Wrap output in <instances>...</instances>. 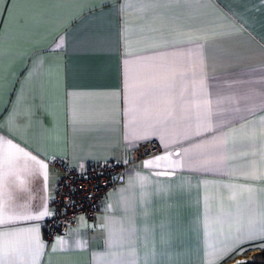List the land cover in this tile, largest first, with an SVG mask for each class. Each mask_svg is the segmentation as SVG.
<instances>
[{
	"label": "crops",
	"instance_id": "1",
	"mask_svg": "<svg viewBox=\"0 0 264 264\" xmlns=\"http://www.w3.org/2000/svg\"><path fill=\"white\" fill-rule=\"evenodd\" d=\"M0 125L36 157L0 142V231L22 233L0 236L3 264H206L264 221V0H0ZM152 142L94 219L45 238L53 158L121 160ZM165 153L173 175L143 167ZM262 244L216 264H261Z\"/></svg>",
	"mask_w": 264,
	"mask_h": 264
},
{
	"label": "built area",
	"instance_id": "2",
	"mask_svg": "<svg viewBox=\"0 0 264 264\" xmlns=\"http://www.w3.org/2000/svg\"><path fill=\"white\" fill-rule=\"evenodd\" d=\"M161 150L158 142L143 145L121 160L72 164L67 158L55 157L51 164L59 175L51 200L53 212L44 221L48 241L65 234L80 215L94 219L103 209L111 188L122 178L125 169Z\"/></svg>",
	"mask_w": 264,
	"mask_h": 264
},
{
	"label": "snow or ice",
	"instance_id": "3",
	"mask_svg": "<svg viewBox=\"0 0 264 264\" xmlns=\"http://www.w3.org/2000/svg\"><path fill=\"white\" fill-rule=\"evenodd\" d=\"M12 0H8V3H11ZM127 2V0H126ZM137 2L143 4L144 0H137ZM152 2H155V0H152ZM0 127H3L2 125H0ZM0 142H3V144L7 145L8 149L10 150H14L16 153L27 157L31 160H36L35 156H31L28 152L24 151L23 148H19L16 144H13L11 140H5L3 137H0ZM165 148L167 147V145H164ZM171 155L170 153H165V154H161L159 156L154 157L153 159L150 160H146L144 162L143 167L145 168H156V169H161V171L155 172V175H159V176H170L173 175V171L176 167L179 166V162L178 161H174L171 159ZM175 155H179V153H176ZM43 168H47L46 164H42L41 165ZM137 178H138V182L141 184V186H143V182L147 179L146 177L140 176L139 174H136ZM46 179V176H45ZM146 195V194H144ZM236 197V193L233 192L232 194V198L235 199ZM49 213L47 212V210H43L38 212L35 215L29 214L26 216H22V217H16L17 219H41L43 216L48 215ZM5 213L3 211V209H0V225H6L9 222L10 218H5ZM23 231H27L32 233V238L31 240L28 242L29 246L32 248V250L35 253L36 257H39L42 254V250L44 248L43 243L39 240L38 236L35 235L36 233V229H27V230H23ZM22 233L21 232H12V231H0V236L5 238V241L7 240V238L9 237H19ZM264 240V221H261V227L259 229L258 232H253L250 233L249 235H247L246 237H238L236 242L230 246L227 247L225 249H223L219 254L213 250L209 253V260L206 262V264H216V262L219 259H223L225 256H227L229 253H231L232 251L235 250V248L239 247L242 244H245L249 241L252 240ZM57 245L61 248L66 247V241H64L63 239H58L57 240ZM261 247H264V244L260 245ZM55 250V246L54 249ZM241 252L244 251L245 249L241 248L240 249ZM12 251H15V249H12ZM0 264H3V261H0ZM112 264H121V262L119 261H113ZM241 264H243V262H241Z\"/></svg>",
	"mask_w": 264,
	"mask_h": 264
},
{
	"label": "water",
	"instance_id": "4",
	"mask_svg": "<svg viewBox=\"0 0 264 264\" xmlns=\"http://www.w3.org/2000/svg\"><path fill=\"white\" fill-rule=\"evenodd\" d=\"M241 262H243V264H254L255 260H254V256L253 255H240L235 257L233 260L229 261L226 264H241Z\"/></svg>",
	"mask_w": 264,
	"mask_h": 264
},
{
	"label": "trees",
	"instance_id": "5",
	"mask_svg": "<svg viewBox=\"0 0 264 264\" xmlns=\"http://www.w3.org/2000/svg\"><path fill=\"white\" fill-rule=\"evenodd\" d=\"M264 252V250L261 252V253H263ZM261 264H264V261L263 262H261Z\"/></svg>",
	"mask_w": 264,
	"mask_h": 264
}]
</instances>
